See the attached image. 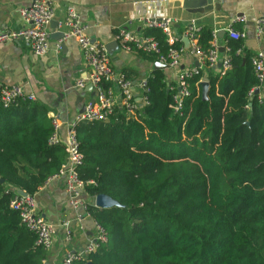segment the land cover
I'll list each match as a JSON object with an SVG mask.
<instances>
[{"label":"trees","instance_id":"1","mask_svg":"<svg viewBox=\"0 0 264 264\" xmlns=\"http://www.w3.org/2000/svg\"><path fill=\"white\" fill-rule=\"evenodd\" d=\"M138 33L153 38L159 52L130 44L131 52L154 63L184 47L169 45L158 28ZM211 40L212 28L202 25L200 48L208 51ZM223 41L230 67L188 78L179 112L171 107L175 85L154 68L144 76L149 91L141 114L116 104L107 122L76 125L78 173L91 181L85 198L105 194L119 205L88 203L107 239L73 264H264V96L253 95L254 53L243 38L225 33ZM51 120L39 101L0 102V264H47L49 250L36 244L10 201L17 189L36 194L66 162L63 146L48 144Z\"/></svg>","mask_w":264,"mask_h":264},{"label":"crops","instance_id":"2","mask_svg":"<svg viewBox=\"0 0 264 264\" xmlns=\"http://www.w3.org/2000/svg\"><path fill=\"white\" fill-rule=\"evenodd\" d=\"M32 0H0V32L17 30L23 27L19 9L29 6ZM211 2L213 4L211 7ZM51 0L53 18L48 24L49 51L44 56H35L23 40L0 43V87L18 85L25 92L33 93L36 101L48 107V116L63 123L60 135H65V122H72L91 98V92L75 87L76 81L88 71L79 45L74 38L62 41L56 53V40L52 34L66 31L61 25L65 18L66 6L70 5L79 15L86 27V34L93 42L104 45L116 40L119 29L128 28L140 32L143 23L137 17H159L167 15L175 20L174 27L183 36L191 18L196 19L198 27L209 25L217 31L218 42L223 45V37L235 17L243 18L241 24L245 31L244 46L253 53L264 50V45L254 36V21L264 17V0ZM210 6V7H209ZM135 19V20H134ZM174 28V29H175ZM225 33L219 36V31ZM110 63L115 72L126 71L130 80L137 82L155 68L154 62L138 56L118 46L112 47ZM224 53V52H223ZM222 53V54H223ZM197 59L189 52L182 54L178 68L164 70L168 84L173 86L180 70L196 66ZM182 68V69H181ZM204 79V78H203ZM205 81V80H203ZM116 92V90H115ZM116 95V93H115ZM116 98L119 100V96ZM38 212L48 221L56 224L55 240L48 251L47 264H59L67 251L83 248L94 233L93 221L86 217L75 221L76 211L69 207L63 180H50L36 192ZM86 200L94 204V197ZM69 222L72 239L64 241L63 223Z\"/></svg>","mask_w":264,"mask_h":264},{"label":"built area","instance_id":"3","mask_svg":"<svg viewBox=\"0 0 264 264\" xmlns=\"http://www.w3.org/2000/svg\"><path fill=\"white\" fill-rule=\"evenodd\" d=\"M65 18L61 25L66 28L63 32V38L55 43L56 53L60 51L62 41L66 38H74L80 48L82 58L88 67V71L79 78L75 87L84 89L87 84L91 85L94 93L92 98L85 103L83 111L78 113L72 122H65V135H60L63 125L57 118L51 117L53 131L48 139L49 145H62L66 153V162L61 166L59 172L50 177V180H63V188L66 193L67 203L70 208L76 211L75 221H81L89 217L93 221L94 233L88 239L87 244L74 251H67L59 264H73L93 252L99 243L105 242L106 232L104 227L95 221L88 210V201L85 198V184L91 183L83 181L78 173V168L83 163V155L79 148V142L76 136L75 127L80 122H107L109 116L114 110L116 104L129 114L137 115L138 107L147 104V92L149 87L147 78L142 77L135 84L127 79L122 72H115L110 63V54L106 45L96 43L86 34V27L80 22L79 15L70 5L66 6ZM20 17L23 21V27L17 30H4L0 32V43L12 40H23L29 47L31 53L35 56H44L49 51V32L47 26L53 18L54 10L51 6V0H32L31 4L19 9ZM137 21L143 23V27L158 28L166 35L169 45L181 41L183 37L189 40V52L197 59L198 66L189 69L180 70L176 77L175 88L177 93L173 97L171 107L175 112H179L183 106L184 98L189 95L187 79L196 76L201 70L214 68L220 63L224 70L230 67V60L224 54L221 56L218 42L217 31H212V40L210 49L204 51L199 46L200 27L196 24V19L191 18L183 36H179L174 31L175 20L167 15L159 17H137ZM134 19V20H135ZM243 22V18L235 17L226 33L229 38L237 40L245 37L244 29L235 30L232 25ZM254 36L256 40L264 45V17H259L254 21ZM116 40L119 46L131 51L130 44L145 52H159L157 42L151 37H142L138 32H131L128 28H121L117 32ZM225 51L224 45H222ZM188 51L185 47H171L168 52V58L162 57L160 63L166 64L171 68H178L182 54ZM239 52V50H238ZM253 71L257 80L259 89V98L264 96V50L257 51L251 58ZM103 83H110L104 87ZM172 87V86H171ZM254 89V90H255ZM116 90V92H115ZM119 96V100L116 98ZM20 100L35 101L33 93L25 92L18 85H3L0 87V102L4 107L16 105ZM44 184V185H45ZM43 185V186H44ZM42 186V187H43ZM40 187V189L42 188ZM36 194L20 196L15 195L10 201V207L18 211L21 222L30 231L36 234V244L46 250H50L55 240L57 226L46 220L37 209ZM94 206V204H93ZM65 228L64 241L69 242L72 239V230L69 222L63 223Z\"/></svg>","mask_w":264,"mask_h":264},{"label":"water","instance_id":"4","mask_svg":"<svg viewBox=\"0 0 264 264\" xmlns=\"http://www.w3.org/2000/svg\"><path fill=\"white\" fill-rule=\"evenodd\" d=\"M216 1L218 2V0H216ZM213 4H215V3L211 2V7H213ZM217 4H215L216 5L215 7H217ZM50 24H53V25L55 24L57 26V22L56 21H54V23L50 22ZM175 27H177V25H175ZM174 31L177 34V29L176 28L174 29ZM224 33H225L224 30H220L219 31V36H222ZM52 37L55 38L56 40L62 39L63 38V32L62 31L54 32V34H52ZM181 41L184 44L185 49L189 51L190 47H189L188 38L187 37H183L181 39ZM118 46H119V43H118L117 40H115L112 43L106 44V49H107V51L110 54L112 52L111 51L112 47L114 49L118 50ZM62 48H63V44H62ZM219 50L222 53L224 52V48L222 46L219 48ZM154 66H155V68L163 69V70H166L167 68H169L168 65L160 63V62H155ZM196 66H198V63H196ZM217 66L220 67V63H218ZM135 83L136 82H134V84ZM201 86H202V98L206 99V91H207V88H208V83L206 81H202L201 82ZM84 89H85V91L91 92V96H93L94 93L91 90V85L90 84H87ZM258 93H259V89H255L253 91V95H257ZM83 109H84V107L82 108V110H80V113L83 111ZM0 182H3L2 178H0ZM15 192L17 194H19L20 196H26L27 195V193L25 191L20 190V189L15 190ZM118 205L119 204H118L117 201L113 200L111 197H109V196H107L105 194H98V195H96L94 197V206L97 207V208H111L113 206H118ZM86 264H92V263L91 262H87Z\"/></svg>","mask_w":264,"mask_h":264}]
</instances>
